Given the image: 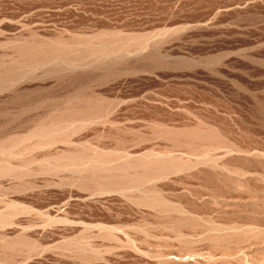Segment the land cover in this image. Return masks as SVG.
<instances>
[{
	"label": "rangeland",
	"instance_id": "obj_1",
	"mask_svg": "<svg viewBox=\"0 0 264 264\" xmlns=\"http://www.w3.org/2000/svg\"><path fill=\"white\" fill-rule=\"evenodd\" d=\"M0 264H264V0H0Z\"/></svg>",
	"mask_w": 264,
	"mask_h": 264
}]
</instances>
